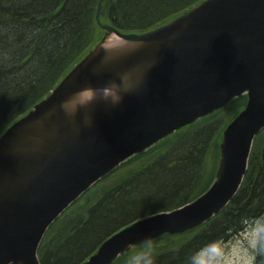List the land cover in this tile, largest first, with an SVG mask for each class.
Here are the masks:
<instances>
[{
  "label": "water",
  "instance_id": "95a60500",
  "mask_svg": "<svg viewBox=\"0 0 264 264\" xmlns=\"http://www.w3.org/2000/svg\"><path fill=\"white\" fill-rule=\"evenodd\" d=\"M101 25L100 42L0 135V264H41L38 249L50 224L101 177L247 93L223 132L209 188L119 229L81 264H112L141 243L195 228L243 183L264 128V0H203L144 32ZM95 89L114 94L79 99Z\"/></svg>",
  "mask_w": 264,
  "mask_h": 264
},
{
  "label": "trees",
  "instance_id": "16d2710c",
  "mask_svg": "<svg viewBox=\"0 0 264 264\" xmlns=\"http://www.w3.org/2000/svg\"><path fill=\"white\" fill-rule=\"evenodd\" d=\"M200 1L105 0L102 20L125 32H141ZM97 4L98 0H0V134L50 92L101 36L95 17ZM205 121L176 132L171 147L157 144L127 161L131 162L121 173L123 182L103 183L105 177L89 189L76 201L81 203L77 206L80 212L67 222L71 224L65 227V234L60 230L62 217L48 229L39 248L42 264H80L119 228L137 218L175 209L206 191L215 178L220 140L211 172L205 165L213 144L211 131L187 135ZM164 151L168 155L160 156ZM253 151L239 192L222 211L184 233L165 234L133 248L120 264L128 260V264H136V253H147L140 264L145 260L149 264H196L200 249L230 239L251 220L260 223L264 240V148ZM255 152L260 154L259 163L254 160ZM153 153L157 160L126 173L133 168L129 165L134 159ZM65 212L63 216L68 209ZM256 259L264 264V251H257Z\"/></svg>",
  "mask_w": 264,
  "mask_h": 264
},
{
  "label": "rangeland",
  "instance_id": "374dc122",
  "mask_svg": "<svg viewBox=\"0 0 264 264\" xmlns=\"http://www.w3.org/2000/svg\"><path fill=\"white\" fill-rule=\"evenodd\" d=\"M113 1H116V0H113ZM245 100H246V98L244 96L243 97H240V98H237L232 103H230L226 107H224L222 110L218 109L216 112L213 113L212 116L207 117L206 118V121H205L206 122L205 125L200 126V128L198 127L199 129L197 128V129L191 131L190 133H187L188 136H192L193 134L196 135V133H198V135H201V134L202 135H204V134H210V131H211V134L213 135V137H212L213 144H212V149H211L210 154H209L210 155V159H209V163L210 164L208 163V161L205 164L206 165V168L208 167V171H211L212 172L214 163H215V161L217 159V154H216L217 151H216V148H215L217 141L220 140V138L222 136V132L225 129V127L227 126V124L229 123L231 117L234 116V115H236L237 112L240 111L245 106V104L247 102ZM203 121H200L199 123H201ZM197 124L198 123H196L195 125H197ZM193 125L194 124L190 125L188 128L193 127ZM188 128H184V129H181L179 131H183V130L188 129ZM206 131H208V132H206ZM174 135L175 134L170 135V137L167 138V139L170 138L171 140L168 141L167 139H164V140L161 139V140L157 141V143L155 142L156 144L154 143V145H152V146L154 147L155 145L158 144V146L161 147V148L171 147V144L173 143V140H174L173 139L174 138ZM183 136H181V137H183ZM253 148H254V150H255V148H257L258 150L261 149V148H264V130L260 134H258V136L255 138ZM166 152L165 151L164 152H161L160 153V156H163V157L167 156L168 155L167 154L168 152L167 153ZM252 152H254V151H252ZM155 155L156 154L153 153L152 155H149L147 157L146 156H140L137 159H134V164L133 165H129V166H131L133 168L131 170H128L126 173H129L130 171H132L137 166L142 167V166H144V164L148 163L149 161L157 160V159H153ZM252 155H253V153H252ZM254 160H255L256 163H259L260 162V154H258V153L255 152L254 153ZM130 162L126 163V165H121L116 170H113V171L109 172L107 175H105L103 177V178L106 177L104 180L102 178V180H103L102 182L103 183H106V181L107 182L108 181H111V185H113V184L115 185V184H117L116 182L122 181L125 178V175H123L121 173L125 172L123 169ZM127 169L128 168L126 167L125 170H127ZM111 185H109V186H111ZM104 188H105V186H103L101 189H104ZM79 205H81L80 201L79 202H75V204H73L70 207L71 208L70 211H72V210L75 209L74 211L70 212L69 211V208H68V212L69 213L65 214L64 216H63V214L61 215L62 219L59 220V224L61 225V229L60 230H63L64 231L66 228L69 227V225L71 223L67 224V222L70 220V218L76 216V214H78V212H80V211H78L80 207L77 208V206H79ZM73 221H75V219ZM63 225H64V227H63ZM260 228H261V225H260V223L258 221L257 222L256 221L253 222V220L249 221L246 224V227H245L244 230L240 231L238 234L234 235L230 239L220 242L221 243V248L229 256H243V255H247L249 252H253V253H255L253 264H258L257 263V259H256L257 258V250L250 248V242H251V240L253 238V233L254 232L260 237V235H261ZM118 230H116V231H118ZM65 232L66 231H64L63 234H65ZM42 241H43V239H42ZM219 254L220 253L217 252V251L209 252V253H207V258L208 259H212L213 257H215V256H217ZM136 255H137V253H136ZM122 261H123V259H121L120 261H118L117 264H120ZM128 261L130 262L131 260H128ZM128 261H126V262H128Z\"/></svg>",
  "mask_w": 264,
  "mask_h": 264
},
{
  "label": "clouds",
  "instance_id": "9594fccd",
  "mask_svg": "<svg viewBox=\"0 0 264 264\" xmlns=\"http://www.w3.org/2000/svg\"><path fill=\"white\" fill-rule=\"evenodd\" d=\"M250 248L257 251H264V240H262L255 232L253 233V238L250 242ZM210 249L217 251L220 254L212 259H208L207 252ZM145 255H147V253H137L136 264H140V260ZM254 255L255 253L249 252L247 255L243 256H229L221 248L220 242L213 241L209 245L205 246V248L198 251L196 264H253ZM145 264H149L148 260H145Z\"/></svg>",
  "mask_w": 264,
  "mask_h": 264
},
{
  "label": "bare ground",
  "instance_id": "6f19581e",
  "mask_svg": "<svg viewBox=\"0 0 264 264\" xmlns=\"http://www.w3.org/2000/svg\"><path fill=\"white\" fill-rule=\"evenodd\" d=\"M120 43L121 41H117ZM127 45V43H125ZM114 92L105 89H95L83 92L79 95V99L82 101H97L100 98L113 96Z\"/></svg>",
  "mask_w": 264,
  "mask_h": 264
}]
</instances>
